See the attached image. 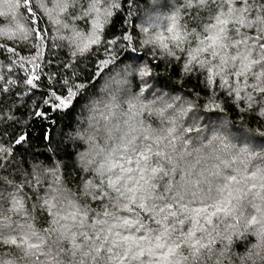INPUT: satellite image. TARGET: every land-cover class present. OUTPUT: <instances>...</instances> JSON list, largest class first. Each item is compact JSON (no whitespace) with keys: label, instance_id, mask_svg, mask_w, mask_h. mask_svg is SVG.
<instances>
[{"label":"snow or ice","instance_id":"snow-or-ice-1","mask_svg":"<svg viewBox=\"0 0 264 264\" xmlns=\"http://www.w3.org/2000/svg\"><path fill=\"white\" fill-rule=\"evenodd\" d=\"M36 3L39 15L32 0H0V16L13 25L0 35L35 40L28 58L0 43L8 62L0 96L22 88L21 107L41 97L26 119L7 105L0 111V126L9 125L0 131V264H235L238 241L247 245L240 264L264 259V132L232 129L223 118L229 104L264 121V0H152L136 13L138 23L131 19L136 0ZM45 18L53 49L68 41L67 60L48 61L57 67L46 82L39 63ZM162 65L181 88L192 87L162 84ZM61 120L77 130L58 141L52 130ZM76 140L96 149L92 176L78 185L82 199L63 194L67 165L58 155ZM25 144L43 147L51 164H33L17 181L20 166L9 169ZM253 159L260 163L249 171ZM25 187L35 197L31 212Z\"/></svg>","mask_w":264,"mask_h":264},{"label":"trees","instance_id":"trees-1","mask_svg":"<svg viewBox=\"0 0 264 264\" xmlns=\"http://www.w3.org/2000/svg\"><path fill=\"white\" fill-rule=\"evenodd\" d=\"M45 2L48 4L49 7H51V0H45ZM239 2V0H237ZM251 3L252 0H249ZM152 3V0H136V7L133 8V16L131 17L132 20H135L137 23L139 22L136 17V13L143 12L147 7H150ZM32 7L37 12V14H41V10L37 7L36 0H32ZM128 13L127 11L123 12L121 15L126 16ZM63 19L67 20L68 23H71L70 20H68L67 15H63ZM11 16H8L7 19L5 17L0 16V30L5 29L6 27H11ZM183 22V21H182ZM77 25L81 28L85 27L84 21H77ZM39 30L42 33V39L39 42L40 46L44 52L43 57H41L39 63L42 64L44 68L45 73V82L47 77V72L50 70H55L57 65L55 63L49 65V60H56L64 62L68 58V41H59L57 40V44H61L62 47L59 49H53L52 44V35H53V28L51 24L47 21L45 18L43 23L39 24ZM47 31L48 37L43 38V33ZM249 34H254V30H248ZM61 35L68 34L66 30H61ZM0 43H4L8 46H12L16 48L20 52V56L28 58L31 54L35 52V48L32 47L33 43H35L34 37H31L28 42H19V41H12L7 39V37L0 35ZM53 52H55V56H53ZM0 76L7 77L8 74V67H7V61L5 59V56L7 55L4 53V50L0 49ZM19 61V57L16 58ZM95 56L91 57L90 60H94ZM62 67V63H61ZM81 67L84 68V71L90 70L87 66L81 65ZM79 71V68L77 69ZM94 70V69H92ZM29 71H31V67L29 66ZM178 71V70H177ZM21 76L23 75L22 72L19 73ZM68 76H72V72H68ZM159 79L162 84H167L171 88H177L180 89V91H186L187 89L192 87V82H187L183 88H181V85L177 82L178 76L173 75L171 70H165V66L162 65L161 70L159 72ZM2 83V82H0ZM102 83V82H101ZM164 91H168V88H164ZM22 88H14L11 92L7 94V96H0V111L6 110L5 105H7V109H10L14 112L16 117H19L21 119L27 118V111H28V105L32 103L33 100H36L38 103L41 100V97L39 93H37L36 96H32L27 100V104H25L24 107H21V103H23L22 97ZM227 100V97L224 98ZM225 107L227 108V111L223 113V118L229 122L232 129H243L244 131H247L249 128L252 130L253 133L256 132H264V121H257V119L254 116H250L248 113L241 114L239 111L235 109L233 105L226 104ZM85 113V117H86ZM243 118V119H242ZM74 120H76L75 117H73ZM77 123H80V121L77 120ZM87 126V119L85 118L83 122L81 123L80 131H83L84 128ZM155 126V125H154ZM3 127H9V125H3L0 126V131H2ZM203 127V125H202ZM24 125H19L17 127V131L24 130ZM76 125L73 124L71 127L67 126V121H58L55 125V127L52 130V135L55 140H60L62 136L67 137L69 135H73L76 132ZM35 131L33 126V132ZM233 135H236V132H233ZM258 139H260L258 137ZM67 144V150L65 151L64 144H61V150L59 152V159L67 165L66 171L64 175L68 177L64 181V195L72 198V199H82L80 196V191L78 188V185L81 184L82 179H88L92 176L91 168L94 167V165H89L88 161L89 159H92V157L95 155L96 149H89V144L86 143L83 140H76L75 141V147H73V144L71 141H65ZM97 143H99L101 146H103V140H98ZM45 150L43 147H37L35 144L32 145L31 148L27 144L23 145L17 154L15 163L11 166L9 169V172L12 171V169L16 168L17 166H20L21 171L16 173V180L19 181L21 179V173L26 169L28 172H31L32 168L31 165L33 164H39L41 161L44 162V164H51L50 159H46L45 155H40V153H43ZM258 151V149H257ZM79 153L80 155H77ZM34 156H39V159H33ZM98 159V158H97ZM260 161L258 159H253L251 162H249V171L253 170L254 165L259 164ZM85 167L89 168L88 172H84L83 169ZM236 167H243L242 165L237 164ZM4 173H0V175H3ZM55 186V185H54ZM0 187H6L5 185H0ZM48 188V182L47 179L44 181V183L41 185V196L44 195V189ZM25 193L28 195L33 196V201L28 202V207L31 212V203L34 202V194L30 192V190L25 187L23 189ZM159 191L163 192V181L160 182ZM205 191H207V188L205 187ZM213 195L215 193L213 192ZM93 207L95 205L93 204ZM251 209H249L250 211ZM42 214L40 213L39 209L36 210V216L37 219L34 221L35 226L37 229H40L42 227H45L46 225L41 222L39 217ZM43 215L46 216V213ZM13 221L24 223L25 220L22 217L13 215L12 217ZM31 219V216L29 217ZM187 226V225H186ZM225 224L223 222L219 223V228L221 231L224 230ZM186 230V229H185ZM246 239L252 243L255 242V238L251 236H247ZM238 246L233 248V260L235 261V264H240V260L237 258L239 255H242L247 251V245L237 242ZM216 247H219V244H217ZM5 249L0 247V255H3ZM12 255H17L16 253H12ZM215 258V257H213ZM253 260L255 261V264H264V259L258 258L253 256ZM253 260H246L245 264H253ZM208 264H211V262H208ZM224 264H228L227 259L224 260Z\"/></svg>","mask_w":264,"mask_h":264}]
</instances>
